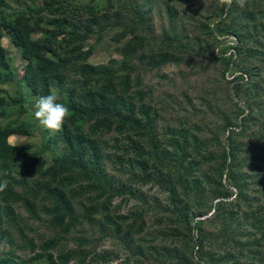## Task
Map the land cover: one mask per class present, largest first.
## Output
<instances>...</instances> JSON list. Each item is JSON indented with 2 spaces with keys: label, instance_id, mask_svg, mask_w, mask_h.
<instances>
[{
  "label": "trees",
  "instance_id": "16d2710c",
  "mask_svg": "<svg viewBox=\"0 0 264 264\" xmlns=\"http://www.w3.org/2000/svg\"><path fill=\"white\" fill-rule=\"evenodd\" d=\"M40 1L42 4L38 6L36 2ZM234 2L232 0V6L224 4L225 9L221 13L216 12L209 16L205 26L208 34L215 40L220 34L237 43L233 47H222L218 53H215V47H219L221 44L216 40L217 43H214L211 48V54L225 63L223 77L238 73V75H234L237 81L233 85L234 95L240 101L247 97L244 103L251 109L249 117L240 119L241 123H238V118L242 116L244 110L240 108L236 115V121L230 118L225 119L224 126L220 131L221 135L216 138L217 146H221L223 140L227 139L230 147L222 150V154L219 156L221 163L214 168V172L218 174L217 179H213L211 176L206 178L207 175H204L208 185L217 184L216 188L214 185L212 186V188L214 187L212 194L216 198L231 197L232 194L226 192L230 187L237 190L235 202L220 200L214 206H210V210H214L215 217L220 221L217 237L208 240L216 234L212 235L208 232L203 226L202 220H196L202 214L195 213V209L201 210L207 207L202 202L206 200L204 191H200V187L197 185L198 181L193 182L195 166L191 161V150H197L195 141L198 137L184 132L187 127L184 126L186 124H183L179 131H170L171 137L167 146L171 148V152L166 149V145H157L154 135L157 134L155 132L156 123L158 118L162 117L161 112L155 108L147 109L146 106L137 108L135 100L146 98L149 94L139 89L140 79L132 76L135 69L129 67L128 63H124L122 68L116 72V78L113 81L116 91L109 90V86H106L107 90L88 89L87 84L89 83L84 82L87 89L83 90L81 87L76 90L75 94L69 91L70 101L65 104L75 118L93 120L97 116L102 117L116 123L118 132L128 128V125L140 129L142 135L148 138L147 146H151V149L146 150L145 146L137 145V142L133 141L129 149L138 155L141 169L150 168V174L158 172L155 174L158 177V183L168 193L170 203L167 211L174 226L167 234L160 233L159 235L172 240V242L158 243L156 238L150 240L146 239V235L143 236L147 229L146 217L151 211L132 212L128 216L118 215V212L114 213L111 209V198L116 194H123L125 186H116L113 178L105 180L107 174L101 157L98 156L95 144H89L88 148L93 152L95 161L90 158L87 160L81 158V162L72 159L68 161L56 159L54 166L59 165L60 168L61 164H65L81 169L91 180H95L104 188V194L106 193L103 194L104 196L101 194L100 198L87 199L92 204L89 207L83 206L87 217L85 220L101 229V236L98 240H104L103 235H110L109 237L118 240L120 248L112 252L105 251L99 255L94 252L97 247L94 242L89 240L83 242L82 239L77 238L75 242L82 244L79 247L84 244L78 250L59 252L56 257L54 254L45 256L40 254L29 260L5 255L0 257V264H29L31 261L33 264L39 261H45L44 264H110L115 260H121L120 264H131L132 262L134 264H217L218 261L213 258H216L219 252L231 255L230 257L238 256L240 260L245 258L246 264H264V204L254 208L252 203L255 200L249 202L248 199L249 188L247 185H245L246 187L241 185L246 180L242 181L244 178L242 179L241 175L236 173L244 167L239 163L242 148L236 143V139L242 137L249 129L250 117L254 114L253 103L250 101L262 99L264 96V90L257 91L258 89H255L259 87L255 81L264 75V67H262L264 66V32L255 30L254 34V26L248 27L249 23L256 18L254 15L236 21L233 16ZM9 3L8 1L1 2L8 11L0 9V85L11 84L17 88L24 86L26 97L30 98H23L24 102L30 101L34 96L53 93V88H62L67 82L65 81L67 72L81 74L82 81L98 77L97 74H105L106 70L110 73L107 67L97 69L89 63V58L96 47L105 43L122 42L129 35L135 36L137 39L139 31L149 32L152 30L150 11L144 10V5L140 0H18L14 4L9 5ZM259 4L260 8H258ZM262 6L264 8V0H257L256 7L260 10L261 18L264 21ZM168 13L171 20L176 19L177 14L179 15L173 4L169 6ZM243 23L245 24L243 25ZM172 27L175 28V25L172 24ZM262 28L264 30V24H262ZM6 36L10 38L20 59L26 61L25 67L21 70L23 73L16 71L19 80L14 74L16 70L14 58L3 46V39ZM184 39L180 33L178 34L174 30L173 34L166 33L163 42L159 44L161 49H165V53L162 54V51L159 50L157 56H152L149 62L150 67L159 68L167 64L180 65L184 59L183 56H187L191 49L190 41L188 44H184ZM138 40L134 43L129 41L127 47H141L147 41L146 38H138ZM89 41H92L93 44ZM228 53L230 55H227ZM241 57L245 59L241 61ZM114 74L110 78L113 79ZM104 77L100 76V78ZM112 79L108 81H112ZM125 79L127 82L124 86L130 88L129 90H120ZM242 87L247 88L246 94L250 91L254 92L249 93L246 97L244 94L242 96ZM107 91H112L113 94L115 92L112 98L108 96ZM125 95L131 96L125 98ZM23 100L17 97L13 103L22 104ZM4 105V100L0 99V107L6 113ZM4 112L2 111V115L5 114ZM14 132L16 129L13 127L7 129L6 126L0 125V149L5 148L7 138ZM65 133L66 141L73 146L68 127L65 128ZM128 142L130 143L129 140ZM160 147H162L161 150ZM73 149L76 150L75 154L80 152L79 148ZM170 153L172 158L168 160ZM198 155L199 153H197V157H199ZM32 161H34L33 165L36 170L41 171L43 163L33 159ZM149 161H153L154 164L149 165ZM158 162L163 165L162 169H157ZM5 166H0V172L3 171V174L0 175V182L7 181L10 176L8 171L6 174ZM167 171L170 174L169 177L163 174ZM224 178L228 184H224ZM59 184L62 185L61 187L66 186L64 182L60 183V181L55 186L52 180L46 185V189L51 196H55L58 211L64 210L65 217L68 214L69 221L65 222L63 216L58 223L60 229L55 233L56 237L44 241L39 246L36 244L33 246L34 248L55 249L59 238L62 239L65 234L70 233L71 229L82 225L70 208L71 199L60 189ZM11 190L7 186L3 192H0V197H4L3 201L6 203L4 208H0V226L4 220L1 214L4 213L11 217L7 221L10 228L2 231L11 233V229H15L16 234H24L23 226L18 222V218V221L16 220V214L8 204L13 201L14 197ZM101 199L102 201H100ZM99 201L100 204L94 205ZM244 205L246 209L243 208ZM110 213H114V217ZM97 216H100L101 219ZM239 226L240 230H237L236 228ZM181 227L184 231H180ZM43 238L41 237V239ZM212 242L214 243L212 244ZM10 244L13 246L15 243L12 241ZM131 249L132 253L128 254ZM243 251L244 253H242ZM122 256L125 259L122 260Z\"/></svg>",
  "mask_w": 264,
  "mask_h": 264
},
{
  "label": "rangeland",
  "instance_id": "374dc122",
  "mask_svg": "<svg viewBox=\"0 0 264 264\" xmlns=\"http://www.w3.org/2000/svg\"><path fill=\"white\" fill-rule=\"evenodd\" d=\"M2 1H8L10 5L18 0H0V9L8 11L1 4ZM234 1L233 16L236 21L254 15L256 18L251 23L248 22L250 24L248 27L254 26V34L256 33L255 30L264 32L262 28L264 21L261 18L260 10H258L260 4L258 8L256 7L257 0ZM140 2L144 5L145 11H150L149 15L152 18L150 21L152 30L149 32L141 30L137 35L138 38H146V43L141 47L130 46L128 48L127 43L129 41L132 43L139 41L135 36L129 35L122 42L99 45L92 52L89 63L97 69L107 67L110 73L106 70L105 74H97L98 77L82 81L83 76L81 74L67 72L65 73L67 78L65 81L67 82L60 89L53 88L52 92L58 97V102L65 104L70 101L69 91L75 94L76 90L81 89V87H83V90L87 89L84 82L89 83L87 84L88 89L107 90L105 88L109 86V90L116 91L113 82L116 78V72L122 68L124 63H128L129 67L134 68L135 71H133L132 76L140 79L139 89L149 94L146 98H137L135 105L137 108L146 106L147 109H158L162 115L157 120L155 130L157 134L154 135L157 145H166V149L171 152V148L167 146L170 142V131H179L183 124H186L184 126L187 127L184 132L198 137L195 141L197 150H191V161L195 166L193 182L198 181L197 185L200 187V191H204L206 200L202 201L200 199V201L206 204L207 207L201 210L195 209V213L202 214L196 220H202L205 229L212 235L216 234L208 239L213 240L218 235L220 221L215 217L214 210H210V206H214L220 200L235 202L237 195L236 188L230 187L226 192L232 194L231 197L226 199L216 198L212 194L214 188L212 186L214 185L216 188L217 184L208 185L205 182L208 176L217 179L218 174L214 172V168L221 163L219 156L222 154V150L230 147L227 139L223 140L221 146H217L216 138L221 135L220 131L224 126L225 119L230 118L236 121L239 108L244 110V113L238 118V123H241L240 119L242 117H249L251 109L244 102L246 96L254 91L246 94L247 88L242 87L241 94L242 96L244 94L246 98L241 99V101L236 98L233 85L237 82L234 75H238V73L223 77L225 63L211 54L214 43H221L219 47H215V53H218L222 47H233L237 44L231 38L226 39L227 37L220 34H218L216 42L208 34L207 27H205L209 16L216 12L221 13L225 9V3L222 0H140ZM36 4L39 6L42 3L40 1ZM171 4L175 5L179 13L174 20H171L168 13ZM172 24L175 25V28L172 27ZM249 28L247 29L249 30ZM173 30L185 38L184 44H188V41H190L189 47L191 49H189L188 55H180L184 58L180 65L167 64L159 68L150 67L149 62L152 56H157L159 50L162 51V54L165 53V49H161L159 44L163 42L166 33L173 34ZM89 43H92V41H89ZM3 46L8 50V54L14 58L16 69L14 74L16 79L19 80L16 71L21 73L26 61L20 59L8 36L3 39ZM131 50H134V52H131ZM227 55H230V53ZM244 59L241 57L240 60ZM113 74L112 79L110 77ZM102 75L105 76V79L100 78ZM258 78L255 84H258L259 87L255 89L262 91L264 90V75ZM111 79L112 81H108ZM126 82L125 79V83L121 84L120 90H129L130 87L124 86ZM25 91L24 86L17 88L11 84L0 85V99L4 100V109L6 110L5 113L0 107V125L6 126L7 129L11 127L16 129V132L10 134L7 138L5 148L0 149V166L6 165L4 167L6 174L8 172L10 174L7 186L12 189L11 193L14 197L13 201L8 204L13 208L16 220L19 219L17 221L24 229V234H16L15 229H11V233H5L2 230L10 228L7 221L11 217L6 216L4 213L1 214L4 220L0 226V257L9 255L22 260L36 258L40 254L44 256L54 254L56 257L59 252L65 253L68 250H78L83 247L84 244L79 247L82 244L75 242L77 238L82 239L83 242L88 240L94 242L99 247L98 249L96 247L94 252L99 255L105 251L112 252L120 248L118 240L109 237L110 235H103L105 239L98 240L101 236V229L85 220L87 217L83 206L89 207L92 204L87 199L100 198L101 194H104V188L95 180H91L81 169L65 164H61L60 168L59 165L54 166L56 159L60 161L72 159L81 162L82 159L87 160V158H90L95 161L93 152L88 148L89 144H95L97 148L98 156L101 157V162H103L107 174L105 180L113 178L116 186H125L123 194H116L111 198V209L114 213L118 212V215L128 216L132 212L151 211L146 217L147 229L143 236L146 235V239L150 240L156 238L158 243H171L172 240L159 235L160 233L167 234L174 226L167 211L170 203L168 193L158 183V177L155 175L158 172L150 174V168L147 170L141 169L138 155L129 149L132 146V141L137 142V145L142 144L146 147V150L151 149V146H147L148 138L142 135L140 129L127 125L128 128L118 132L116 123L107 121L102 117L97 116L93 120L82 119L81 117L75 118L70 112L62 129L53 132L41 126L34 118L36 97L34 96L30 101L24 102L23 98L30 99L26 97ZM112 91H107L108 96H111L110 98L115 94ZM128 96L131 95H125L124 97ZM17 97L23 100L22 104L13 103ZM250 103H253V106H251L254 114L250 117L249 129L242 137L236 139V143L242 148L239 163L244 166L236 173L240 174L242 179L244 178L242 181L246 180L241 185H247L250 195L249 202L255 200L252 205L255 206L254 208H258L264 204V96L259 100H251ZM2 111L5 114L2 115ZM67 127L71 133L74 147L66 141L65 128ZM128 140L130 143H127ZM73 148H79L80 152L75 154L76 150ZM197 153H199V157H197ZM31 158L43 163L41 171L36 170L33 165L34 161ZM171 158L170 153L168 160ZM153 164V161H149V165ZM162 166L159 162L156 164L158 170L162 169ZM2 174L3 171L0 172V175ZM163 174L170 176L168 171ZM204 175H207L206 178ZM52 180L55 186L59 181L66 184L64 187L59 184V187L71 199L70 208L72 212L74 211L78 221L82 222V225L71 229L70 233L65 234L62 239L59 238L55 249L34 248L33 246L36 244L39 246L44 241L56 237L54 235L60 229L58 223H60L59 221L63 216L65 222L69 221L68 214L65 217L64 210L58 211L55 196H51L46 189V185L51 183ZM225 180L224 178V184H228ZM3 198L0 197V208L6 206ZM191 200L193 201V198ZM100 201L94 203V205L100 204ZM202 202L200 204L204 206ZM243 208L246 209V206L244 205ZM114 213H110V215L114 217ZM97 217L101 219L100 216ZM236 229L240 230V226ZM180 231H184L183 227ZM41 237L44 238L41 239ZM12 241L15 243L13 246L10 244ZM98 242L101 243L98 244ZM131 253L132 249L128 254ZM124 256L121 257L122 260L125 259ZM230 256L219 252V255L217 254V257L213 259L218 261L217 264L247 263H245V258L240 260L238 256ZM194 260L196 261L195 256ZM33 261L35 262L34 259ZM120 261L115 260L110 264H120ZM40 262L35 263L40 264ZM44 263L45 261L41 262V264ZM29 264H33L32 261Z\"/></svg>",
  "mask_w": 264,
  "mask_h": 264
},
{
  "label": "clouds",
  "instance_id": "9594fccd",
  "mask_svg": "<svg viewBox=\"0 0 264 264\" xmlns=\"http://www.w3.org/2000/svg\"><path fill=\"white\" fill-rule=\"evenodd\" d=\"M222 2L231 5L232 0H222ZM34 109V118L41 126L53 132L60 131L70 115L69 108L58 102L55 93L36 97ZM6 187L7 181L0 182V192H3Z\"/></svg>",
  "mask_w": 264,
  "mask_h": 264
}]
</instances>
